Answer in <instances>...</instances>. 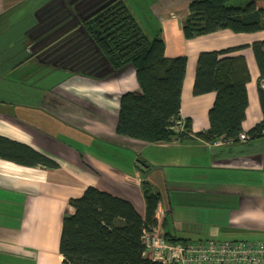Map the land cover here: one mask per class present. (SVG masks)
I'll return each mask as SVG.
<instances>
[{
	"label": "crops",
	"instance_id": "obj_1",
	"mask_svg": "<svg viewBox=\"0 0 264 264\" xmlns=\"http://www.w3.org/2000/svg\"><path fill=\"white\" fill-rule=\"evenodd\" d=\"M86 1L0 0V137L58 165L0 160V264H65L62 219L72 213L69 201L88 187L127 201L144 217L143 173L159 196L164 235L182 243L263 242L264 133L214 144L195 138L209 128L215 95L195 96L193 83L200 53L235 49L231 55L242 56L249 72L241 125L247 133L262 120L258 85L264 90V78L259 82L251 45L264 41V30H219L187 40L182 28L192 0H122L145 33L159 34L166 58H186L179 120L190 122L191 137L150 144L115 134L119 97L140 94L132 67L112 73L89 54L72 70L47 61L39 49L48 44L36 33L46 18H72ZM257 1L264 8V0ZM75 41L81 44V36Z\"/></svg>",
	"mask_w": 264,
	"mask_h": 264
},
{
	"label": "trees",
	"instance_id": "obj_2",
	"mask_svg": "<svg viewBox=\"0 0 264 264\" xmlns=\"http://www.w3.org/2000/svg\"><path fill=\"white\" fill-rule=\"evenodd\" d=\"M188 11L182 28L187 40L219 30L235 34L264 30V8L257 0H192ZM81 27L86 44L93 47L81 48L85 59L90 54L95 60H104L112 73L126 66L135 73L140 94L124 93L119 97L115 134L150 144L190 138L189 121L184 122L185 132L173 130V120L179 119L186 58H166L159 34L151 37L145 33L122 0H102L87 12ZM234 51L203 52L197 57L193 94L215 95L208 112L209 128L194 135L206 143L236 142L244 133L241 125L248 104L249 72L242 56L231 55ZM251 51L260 82L264 78V41L253 43ZM258 101L262 120L245 133L248 140L264 133V90L259 85ZM0 160L29 168H58L30 147L3 137ZM141 178L144 217L127 201L93 187L69 201L72 213L63 217L59 239V253L65 264H162L145 254L143 234L157 226L159 196L144 173ZM164 239L182 243L168 235Z\"/></svg>",
	"mask_w": 264,
	"mask_h": 264
},
{
	"label": "built area",
	"instance_id": "obj_3",
	"mask_svg": "<svg viewBox=\"0 0 264 264\" xmlns=\"http://www.w3.org/2000/svg\"><path fill=\"white\" fill-rule=\"evenodd\" d=\"M175 132H185L181 120H173ZM240 141H247L248 136L240 134ZM156 221L159 212H155ZM143 243L145 254L152 260L162 264H264V241L251 243L213 242L172 244L164 239L158 223L151 231L144 232Z\"/></svg>",
	"mask_w": 264,
	"mask_h": 264
},
{
	"label": "flooded vegetation",
	"instance_id": "obj_4",
	"mask_svg": "<svg viewBox=\"0 0 264 264\" xmlns=\"http://www.w3.org/2000/svg\"><path fill=\"white\" fill-rule=\"evenodd\" d=\"M93 1L96 0H88L82 5L80 4L78 8L73 10L72 18L61 16V14L56 16L50 14V17L46 18L40 29L36 31L41 41L48 42L43 48H39L47 61H56L67 65H81V60L85 61L81 48L93 47L84 46L87 43L84 40L80 41L81 44H84L81 45L75 39L77 35H84L81 22L85 19L87 12L98 4H93ZM88 5L91 6L87 8ZM63 13L67 14L66 12Z\"/></svg>",
	"mask_w": 264,
	"mask_h": 264
},
{
	"label": "rangeland",
	"instance_id": "obj_5",
	"mask_svg": "<svg viewBox=\"0 0 264 264\" xmlns=\"http://www.w3.org/2000/svg\"><path fill=\"white\" fill-rule=\"evenodd\" d=\"M101 1H102V0H96V1H93V4H95V3H98V4H99ZM93 4H92V5H93ZM98 4H97V5H98ZM89 6H91V5H88V6H86V7L88 8ZM95 6H96V5H95ZM82 9H83V7H82ZM79 10H80V8H79ZM42 25H43V24H42ZM42 25H41V26H42ZM81 31H82V30H81ZM79 32H80V30H79ZM81 40H83V36H82V35H81ZM88 46H89V47H92V46H90V44H89ZM80 66H81V65L70 64V65L66 66V68L74 70V69H76V68H78V67L80 68ZM102 155H105V154H102Z\"/></svg>",
	"mask_w": 264,
	"mask_h": 264
}]
</instances>
